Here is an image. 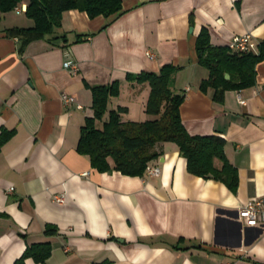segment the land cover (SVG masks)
<instances>
[{"label":"crops","instance_id":"1","mask_svg":"<svg viewBox=\"0 0 264 264\" xmlns=\"http://www.w3.org/2000/svg\"><path fill=\"white\" fill-rule=\"evenodd\" d=\"M122 8L94 19L65 12L54 36L67 43L45 38L23 45L7 30L33 21L0 16V134L15 132L0 151V214L7 215L0 216V264H14L41 242L52 245L44 264H264V226L238 220L247 202L264 201V61L253 87L226 91L217 103L214 88L201 90L210 72L196 53L206 28L218 47L248 34L259 54L264 0H123ZM81 34L87 41L75 43ZM66 60L77 64L76 74ZM168 64L179 69L172 89L185 95L180 114L187 131L226 140L239 177L235 193L190 174L174 143L156 146L161 155L150 166L161 174L141 178L100 173L77 152L81 127L95 113L88 85L119 81L109 110L126 108L123 122L153 120L146 112L150 85L126 77ZM63 93L76 102L63 104ZM48 225L57 233L45 234Z\"/></svg>","mask_w":264,"mask_h":264},{"label":"trees","instance_id":"2","mask_svg":"<svg viewBox=\"0 0 264 264\" xmlns=\"http://www.w3.org/2000/svg\"><path fill=\"white\" fill-rule=\"evenodd\" d=\"M24 3L26 9L22 13L33 21V26L28 29L14 27L7 30L11 36H19L23 45L45 38L52 43L60 39L67 43L66 36H54L56 30L61 28L63 14L67 11L85 12L90 19H94L99 16L108 18L123 9V0H0V16L15 12ZM87 39L88 36L77 35L75 43L82 44ZM259 47V54H242L229 50L228 46H213L208 30L203 28L196 41V53L199 64L207 68L210 75L202 82L201 90L214 88V100L223 103L226 91L253 87L257 80L256 66L264 61V40ZM178 70L168 64L158 73L127 74L128 82L149 84L151 87L146 112L157 118L139 123L122 121L121 114L127 111L126 108H108L110 99L120 95L119 81L108 85H88L92 92V109L95 113L92 117H87L81 127L77 152L89 157L92 167L100 173L114 170L126 176L141 178L150 163L161 155L156 146L159 143H174L180 149V155L186 159L190 174L221 182L235 193L239 177L237 168L226 157V140L219 135L192 136L182 123L180 107L185 95L177 94L172 89ZM226 74L230 75V79H226ZM99 123L101 127L98 126ZM14 134V131L8 130L1 132L0 151ZM216 161H220V167L216 165ZM0 216L7 217L5 214ZM56 233L57 230L49 225L45 228L47 235ZM51 248L50 242L29 245L14 264H25L27 259L44 264L50 259Z\"/></svg>","mask_w":264,"mask_h":264},{"label":"built area","instance_id":"3","mask_svg":"<svg viewBox=\"0 0 264 264\" xmlns=\"http://www.w3.org/2000/svg\"><path fill=\"white\" fill-rule=\"evenodd\" d=\"M26 6L23 5L15 9L16 14L24 12ZM257 41L246 34L241 36H235L231 43H229V50L237 53H250L254 52L257 48ZM149 57H154L152 54H149ZM64 67L68 69L73 74H76L78 71L77 64L71 60H66ZM61 100L63 104L70 105L76 102V99L73 96L67 94L61 95ZM241 104H245V101L240 99ZM146 173L150 176H159L161 174V168L159 166H149ZM57 203H63L64 197L57 196L55 197ZM238 220L247 226L254 227H263L264 226V201L262 199L252 200L247 202L243 207L238 211Z\"/></svg>","mask_w":264,"mask_h":264},{"label":"rangeland","instance_id":"4","mask_svg":"<svg viewBox=\"0 0 264 264\" xmlns=\"http://www.w3.org/2000/svg\"><path fill=\"white\" fill-rule=\"evenodd\" d=\"M11 16H12L13 18L16 17L17 19H20V18L25 19V18H26V16H25L24 13H20V15H19V14L16 15V13H14V11H13V12L9 13V19H7L8 21L10 20ZM22 19H21V20H22Z\"/></svg>","mask_w":264,"mask_h":264},{"label":"water","instance_id":"5","mask_svg":"<svg viewBox=\"0 0 264 264\" xmlns=\"http://www.w3.org/2000/svg\"><path fill=\"white\" fill-rule=\"evenodd\" d=\"M226 78L229 79V75L228 74L226 75Z\"/></svg>","mask_w":264,"mask_h":264}]
</instances>
